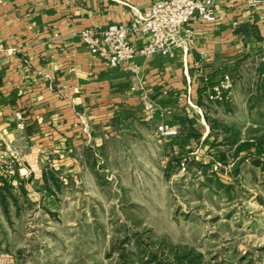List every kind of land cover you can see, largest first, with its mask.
I'll list each match as a JSON object with an SVG mask.
<instances>
[{"label": "rangeland", "instance_id": "1", "mask_svg": "<svg viewBox=\"0 0 264 264\" xmlns=\"http://www.w3.org/2000/svg\"><path fill=\"white\" fill-rule=\"evenodd\" d=\"M233 78V102L138 105L98 147L4 146L0 264H264V66Z\"/></svg>", "mask_w": 264, "mask_h": 264}, {"label": "crops", "instance_id": "2", "mask_svg": "<svg viewBox=\"0 0 264 264\" xmlns=\"http://www.w3.org/2000/svg\"><path fill=\"white\" fill-rule=\"evenodd\" d=\"M156 1L0 0V152L6 146L32 159L72 149L80 139L98 147L113 119L142 106L145 96L163 106L178 92L197 93L202 79L221 69L235 76L251 61L264 66L257 61L264 51V0L257 7L215 0L214 21L190 20L186 55L176 50L108 69L80 42L82 29L127 25ZM130 41L141 46L148 37ZM234 89L230 102L236 82Z\"/></svg>", "mask_w": 264, "mask_h": 264}, {"label": "built area", "instance_id": "3", "mask_svg": "<svg viewBox=\"0 0 264 264\" xmlns=\"http://www.w3.org/2000/svg\"><path fill=\"white\" fill-rule=\"evenodd\" d=\"M247 2L249 6L257 7L263 0ZM194 16L204 21H214L215 0H157L146 12L134 14L127 25L109 24L101 31L84 28L78 35L80 42L106 68L114 69L133 62L137 57L167 56L176 50H181L186 55L194 34L189 22ZM131 36H146L148 41L135 46L130 41ZM257 61L264 64V51L257 55ZM134 66L135 64L133 68ZM199 88L213 102L230 101L234 78L229 71L221 69L214 79L204 77ZM154 105L155 102L149 97L142 98L145 111H153ZM15 120L17 128L23 130L25 125L20 112L15 113Z\"/></svg>", "mask_w": 264, "mask_h": 264}, {"label": "trees", "instance_id": "4", "mask_svg": "<svg viewBox=\"0 0 264 264\" xmlns=\"http://www.w3.org/2000/svg\"><path fill=\"white\" fill-rule=\"evenodd\" d=\"M43 176L45 177V174H43Z\"/></svg>", "mask_w": 264, "mask_h": 264}]
</instances>
